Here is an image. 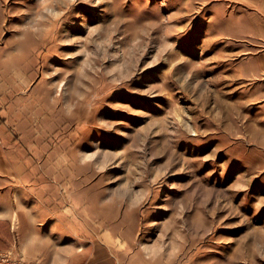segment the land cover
<instances>
[{"label": "rangeland", "instance_id": "rangeland-1", "mask_svg": "<svg viewBox=\"0 0 264 264\" xmlns=\"http://www.w3.org/2000/svg\"><path fill=\"white\" fill-rule=\"evenodd\" d=\"M217 6L0 0V264H264V93Z\"/></svg>", "mask_w": 264, "mask_h": 264}, {"label": "crops", "instance_id": "crops-1", "mask_svg": "<svg viewBox=\"0 0 264 264\" xmlns=\"http://www.w3.org/2000/svg\"><path fill=\"white\" fill-rule=\"evenodd\" d=\"M228 1L236 2L233 6L236 8H229ZM216 3L220 12L214 13L213 25L221 21L222 37L232 43L236 40V49L228 51L229 57L236 59L233 77L256 85L257 90L261 86L264 93V0H216Z\"/></svg>", "mask_w": 264, "mask_h": 264}, {"label": "bare ground", "instance_id": "bare-ground-1", "mask_svg": "<svg viewBox=\"0 0 264 264\" xmlns=\"http://www.w3.org/2000/svg\"><path fill=\"white\" fill-rule=\"evenodd\" d=\"M260 142H261V141H260ZM263 145H264V144H263ZM201 246H202V245H201ZM69 248H70V247H69ZM148 259H149V258H148ZM172 259H173V258H172ZM154 261H155V260H154ZM170 261H171V260H170ZM160 262H161V260H160ZM155 263H156V262H155ZM168 263H169V262H168ZM181 263H182V262H181ZM181 263H180V264H181ZM160 264H161V263H160ZM176 264H177V262H176Z\"/></svg>", "mask_w": 264, "mask_h": 264}]
</instances>
